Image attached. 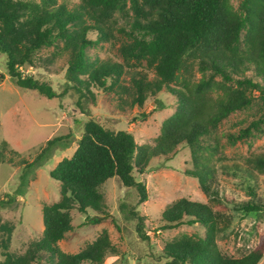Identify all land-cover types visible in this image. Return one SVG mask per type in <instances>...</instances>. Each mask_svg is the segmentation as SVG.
Here are the masks:
<instances>
[{
    "label": "trees",
    "instance_id": "trees-1",
    "mask_svg": "<svg viewBox=\"0 0 264 264\" xmlns=\"http://www.w3.org/2000/svg\"><path fill=\"white\" fill-rule=\"evenodd\" d=\"M115 14L125 15L128 21L119 26L120 36L114 33ZM92 31L95 40L88 38ZM118 38L124 63L92 58L87 52L100 41ZM45 47L53 50L38 56ZM0 52L7 57V71L16 85L47 98L59 94L49 83L23 74L21 68L49 69L64 53L68 55V88L82 98L94 100L97 89L113 93L120 105L131 107H142L149 96L164 90L176 99L175 110L162 121L152 144H137L129 131H114L86 120L73 154L63 157L49 172L60 183V198L41 206V237L17 254L9 250L14 226L0 224V264H32L42 259L48 264H103L106 256L120 253L105 230L75 253L62 251L58 243L73 228L72 209L94 210L96 215L88 218L94 224L107 216L99 188L108 178L116 176L123 186L135 187L145 201V184L136 179L134 170L142 174L154 157L170 159L186 145L192 160L186 174L197 179L206 196L218 201L214 157L219 154V140L212 129L236 111L257 108V118L225 137L234 145L263 131L264 0H241L236 9L229 0H79L74 7L57 0H0ZM194 65L200 73L197 80L192 77ZM125 66H140L154 75L149 78L145 71H136L126 78ZM249 70L252 74L247 75ZM65 138L48 139L41 155L28 166L42 163L51 148L67 146ZM4 161L0 151V163ZM221 166L254 179V171L264 175V152L249 154L243 166ZM21 178L24 185L26 174ZM248 189L253 192L251 186ZM16 194L23 195L24 190L18 189ZM6 203L1 200L0 207ZM120 208L125 217L137 216V233L140 239H148L144 218L126 203ZM242 208L264 211V204L247 202ZM218 215L208 203L184 197L167 205L161 212V229L197 223L204 234L182 233L167 241L162 250L169 258L165 264H258L264 254V237L240 257L226 255L217 245Z\"/></svg>",
    "mask_w": 264,
    "mask_h": 264
},
{
    "label": "rangeland",
    "instance_id": "rangeland-1",
    "mask_svg": "<svg viewBox=\"0 0 264 264\" xmlns=\"http://www.w3.org/2000/svg\"><path fill=\"white\" fill-rule=\"evenodd\" d=\"M229 1L235 9L241 2ZM57 2L74 7L79 0ZM115 22L114 33L120 36L119 26L128 21L125 15L115 14ZM88 38L95 40L96 32H89ZM120 40L100 41L89 46L87 52L92 58L124 63L118 51ZM52 50L53 47H45L37 55L47 56ZM67 58L68 55L63 53L49 69L21 68L23 74L49 83L59 94L47 98L16 85L7 71V57L0 52V74L4 75L0 79V151L5 156V161L0 163V201L9 202L0 207V224L6 222L14 226L9 250L17 254L23 253L31 242L41 237V206L60 198V183L49 172L63 157L73 154L86 120L93 119L114 131H129L137 144H152L153 137L160 132L162 121L176 107L175 97L166 90L149 96L142 107L120 105L113 93L97 89H94V100L82 98L68 88L65 77ZM124 68L127 71L126 78L136 71H145L149 78L154 75L152 71L140 66ZM246 74H252V71ZM192 77L193 80L200 77L196 65L193 66ZM257 116V108L236 111L212 129L219 140V154L214 157L217 168L214 187L218 201L206 196L199 188L197 179L186 174L185 171L192 168V160L189 147L182 145L170 159L154 157L142 174L134 170L136 179L145 184V201L140 200L135 187L123 186L116 176L108 178L99 188L104 197L107 216L94 224L88 221V218L96 215L94 210L81 212L72 209L70 214L73 228L59 241L60 249L68 253L78 252L105 230L120 253L106 256L103 264H165L169 258L162 250L167 241L182 233L204 234V228L197 223H181L161 229L163 209L183 197L208 203L219 213L221 231L217 235V245L222 253L240 257L254 249L264 237V211H245L242 206L247 202L264 204V175L254 171V179L248 178L242 173L222 168L221 164L236 163L243 166L249 154L264 152V125L262 133L237 141L234 145L228 144L225 137L227 133H238L240 128L247 126ZM58 136H67L63 140L68 141V145L51 148L43 156L42 163L28 166V163L41 155L46 141ZM23 173L26 174V183L21 185ZM248 186L253 188V192ZM18 189H23L24 194H16ZM8 196L13 199L8 200ZM121 203H126L128 209L135 210L144 218V232L148 239H140L136 229L137 216L125 217L120 208ZM2 237L0 232V261L3 259ZM32 264L48 262L42 259ZM258 264H264V254Z\"/></svg>",
    "mask_w": 264,
    "mask_h": 264
}]
</instances>
